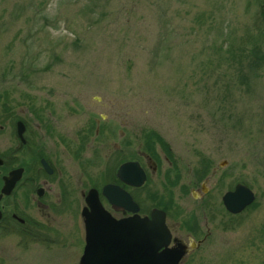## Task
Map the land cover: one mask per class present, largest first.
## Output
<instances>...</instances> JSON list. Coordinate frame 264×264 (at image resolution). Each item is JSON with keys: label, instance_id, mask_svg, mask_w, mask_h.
Wrapping results in <instances>:
<instances>
[{"label": "rangeland", "instance_id": "1", "mask_svg": "<svg viewBox=\"0 0 264 264\" xmlns=\"http://www.w3.org/2000/svg\"><path fill=\"white\" fill-rule=\"evenodd\" d=\"M256 2L0 0V143L26 121L75 201L38 240L0 241V264H78L82 192L130 159L147 171L140 213L168 210L174 236L201 241L180 264H264V64L227 52L246 35L264 50ZM237 183L255 200L232 217Z\"/></svg>", "mask_w": 264, "mask_h": 264}, {"label": "flooded vegetation", "instance_id": "2", "mask_svg": "<svg viewBox=\"0 0 264 264\" xmlns=\"http://www.w3.org/2000/svg\"><path fill=\"white\" fill-rule=\"evenodd\" d=\"M17 121L15 122L14 128V139L11 138V141L8 140V144L4 146L0 143V241L8 237H16L20 244L26 245L28 241H35L40 238L45 227L43 217H50L52 212L58 211L62 208L64 210L67 209V211L70 212L75 205V201L72 196L74 193L73 187L69 186L68 182L66 183L64 180L59 181V179L54 178L53 175L56 172L60 174V171L56 166V163H54L48 155L43 153L41 137H38V134L28 126L26 121L21 120L23 131L20 136L18 134ZM146 157L149 162V167L155 170V162H152L151 157ZM126 161L138 160H124L114 171L105 167L106 170L104 174L106 180L104 183L100 186L94 185L93 187L88 188L87 191L82 192L84 205L80 210V215L86 205L85 196L91 188L97 190L104 209L113 218L118 220L133 215L130 211H125L122 208H115L112 206L102 193L103 187L107 184L118 185L129 193L132 200L138 204L139 215H150L151 210L155 207L151 208L147 214L140 213L138 192L141 186L136 187L128 185L117 178L116 174L118 167ZM138 162L144 169L147 178L146 169L140 161ZM108 171L110 172V175H108ZM109 177L112 178L109 180ZM54 186H57L60 191L55 192ZM208 190V187L205 186L203 181L200 185L198 194L195 189H191L190 192L196 199H202V197L207 194ZM166 215L168 218V210ZM170 232L172 238L168 245L169 247L175 245L174 238L184 242L186 245H190V240L189 242H186L183 239L174 236L171 230ZM191 241L194 240L191 239ZM191 250L192 249H189V252H191Z\"/></svg>", "mask_w": 264, "mask_h": 264}, {"label": "water", "instance_id": "3", "mask_svg": "<svg viewBox=\"0 0 264 264\" xmlns=\"http://www.w3.org/2000/svg\"><path fill=\"white\" fill-rule=\"evenodd\" d=\"M21 136L23 124L17 121ZM223 162H220L222 165ZM117 178L132 186H142L146 174L138 161H126L117 170ZM103 195L115 208L130 211L133 215L113 218L103 207L99 194L91 188L86 196L81 215L84 223L85 245L78 264H180L190 245L174 238L175 245L169 247L172 235L166 223V213L153 208L149 216L138 214V204L118 185L107 184ZM255 200L254 191L243 183H237L222 196L225 209L231 214L241 213Z\"/></svg>", "mask_w": 264, "mask_h": 264}, {"label": "trees", "instance_id": "4", "mask_svg": "<svg viewBox=\"0 0 264 264\" xmlns=\"http://www.w3.org/2000/svg\"><path fill=\"white\" fill-rule=\"evenodd\" d=\"M258 4V14H257V27L259 30L262 28L263 25V33H264V2L261 0H256ZM262 35V33H260ZM264 35V34H263ZM252 43L250 47H247L248 43ZM237 50L239 51L238 53H235V50L231 46L234 47L233 43H230V47H228L227 52L231 54V58L237 59V62L239 64H242V60L244 61L245 59L247 60V64L250 66V70L254 71L256 66L260 67L264 64V50L262 47L259 45L258 40H256L253 36L251 37L250 35L243 36L241 38L240 44H238ZM221 48V47H220ZM238 54V55H237ZM254 66V67H253ZM161 140V139H160ZM110 180V179H109ZM253 205V203L251 204ZM249 205V207L251 206ZM246 207L245 209H247ZM232 217H238L240 213L238 214H231Z\"/></svg>", "mask_w": 264, "mask_h": 264}]
</instances>
